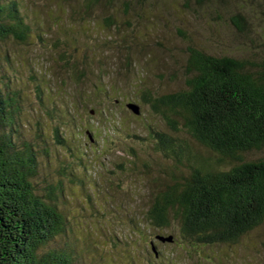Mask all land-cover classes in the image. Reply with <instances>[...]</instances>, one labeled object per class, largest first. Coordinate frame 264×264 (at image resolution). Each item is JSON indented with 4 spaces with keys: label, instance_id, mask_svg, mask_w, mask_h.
I'll use <instances>...</instances> for the list:
<instances>
[{
    "label": "rangeland",
    "instance_id": "rangeland-1",
    "mask_svg": "<svg viewBox=\"0 0 264 264\" xmlns=\"http://www.w3.org/2000/svg\"><path fill=\"white\" fill-rule=\"evenodd\" d=\"M5 1L19 4L31 30L26 42H0V88L19 95L23 133L38 145L37 193L63 191L58 204L68 225L59 244L72 248L76 264H264V224L236 245L192 253L177 227L145 222L153 193L189 166L161 153L154 131L183 141L198 159L217 156L143 104L146 91L186 88L192 48L262 65L264 0ZM129 103L140 106L139 116Z\"/></svg>",
    "mask_w": 264,
    "mask_h": 264
},
{
    "label": "trees",
    "instance_id": "trees-1",
    "mask_svg": "<svg viewBox=\"0 0 264 264\" xmlns=\"http://www.w3.org/2000/svg\"><path fill=\"white\" fill-rule=\"evenodd\" d=\"M88 1L94 5L100 0ZM236 20L242 31L243 19ZM30 30L19 4L0 0V42H26ZM185 74V89L166 95L146 91L143 104L174 132L181 125L217 158L193 157L183 141L154 131L158 150L189 166L185 177L153 193L144 220L157 230L177 227L186 251L197 253L236 245L264 224V156L249 157L264 151V62L192 48ZM22 122L19 95L0 88V264H76L72 248L59 244L68 225L58 204L63 191L37 193L38 145L25 137ZM56 138L65 145L59 132ZM143 235L142 244H147ZM149 243L153 249L155 242Z\"/></svg>",
    "mask_w": 264,
    "mask_h": 264
},
{
    "label": "water",
    "instance_id": "water-1",
    "mask_svg": "<svg viewBox=\"0 0 264 264\" xmlns=\"http://www.w3.org/2000/svg\"><path fill=\"white\" fill-rule=\"evenodd\" d=\"M127 108L133 112L136 116H139L141 114V109H140V106L135 104V103H129L127 105ZM94 113V112H93ZM89 137L91 138L92 140V137L91 135L89 134ZM156 240L162 242V243H169V244H173L175 242V238L174 236H169V237H166V236H157L156 237ZM153 251L155 252L156 256L158 257L159 256V253L156 249V246L155 244L153 243Z\"/></svg>",
    "mask_w": 264,
    "mask_h": 264
}]
</instances>
